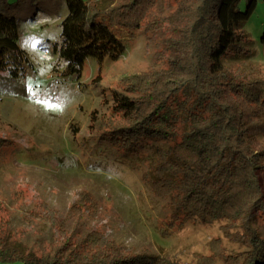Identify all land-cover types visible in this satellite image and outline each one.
Here are the masks:
<instances>
[{
	"label": "trees",
	"instance_id": "16d2710c",
	"mask_svg": "<svg viewBox=\"0 0 264 264\" xmlns=\"http://www.w3.org/2000/svg\"><path fill=\"white\" fill-rule=\"evenodd\" d=\"M9 1L0 0V76L16 82L32 63L18 44L21 24L15 16L26 0ZM158 1L65 0L61 42L53 44L62 69L54 70L67 77L80 73L88 57H119L124 33L140 28ZM176 1L180 24L165 43L175 54L165 68L121 78L122 91L112 94L113 115L97 121L98 134L124 150L145 141L166 142L167 147H156L151 190L166 198L176 215L204 223L239 222L248 232L238 238L245 251L225 253L215 238L212 253L198 255L193 264H264V238L250 223L256 216L264 221V76L239 79L223 61L243 50V26L258 0ZM260 40L264 43V33ZM6 143L0 137V147ZM90 203H95L90 193L80 190L70 212L80 216ZM33 214L64 239L39 255L24 251L11 243L10 223L0 214V262L182 264L167 256L130 253L98 230L75 238L46 202Z\"/></svg>",
	"mask_w": 264,
	"mask_h": 264
},
{
	"label": "rangeland",
	"instance_id": "374dc122",
	"mask_svg": "<svg viewBox=\"0 0 264 264\" xmlns=\"http://www.w3.org/2000/svg\"><path fill=\"white\" fill-rule=\"evenodd\" d=\"M21 6L15 11L21 24L18 44L32 64L19 81L0 76V137L7 141L0 147V214L10 223L11 243L36 255L60 244L63 236L33 214L46 202L58 211L66 233L80 238L98 230L133 254H157L193 264L198 255L212 253L210 242L215 238L225 253L245 251L247 245L238 238L248 232L239 222L186 219L151 190L156 147H167L166 142L145 141L134 150H124L97 131V121L112 114V94L122 91L123 76L165 68L175 54L165 43L180 24L181 4L158 1L140 28L132 35L124 33L122 55L88 57L80 73L67 77L60 75L62 66L53 52V44L61 42L65 0H26ZM243 33V50L224 58V65L239 79L262 77V0ZM260 177L264 189V171ZM80 190L89 192L95 203L82 206L77 216L70 207ZM250 223L264 238L261 216Z\"/></svg>",
	"mask_w": 264,
	"mask_h": 264
}]
</instances>
